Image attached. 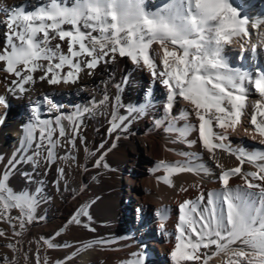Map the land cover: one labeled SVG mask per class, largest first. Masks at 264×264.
I'll return each instance as SVG.
<instances>
[{
	"label": "snow or ice",
	"instance_id": "1",
	"mask_svg": "<svg viewBox=\"0 0 264 264\" xmlns=\"http://www.w3.org/2000/svg\"><path fill=\"white\" fill-rule=\"evenodd\" d=\"M5 14L7 19L2 21L6 25L5 40L0 49V62L5 66L0 70L14 77L10 83L5 78L9 95L15 97L26 93L27 86L37 79L52 86L75 84L81 72L87 70L86 74L92 76L102 63H114L117 57H128L133 64L149 70L167 92L164 115L156 121L157 126L167 121L166 132H178L182 142L189 147L196 141L187 137L196 131L202 148L211 159L216 160L220 151L239 161L240 166L222 169L218 177L222 190L208 193L206 203L201 194L195 200L180 204L178 235L174 250L170 252L173 264L200 262L202 256L203 264H208L212 257L202 253L201 249L212 246L217 253L230 254L227 264L244 261L246 264H264V183L255 182H264V148L246 150L224 143L227 132L234 131L245 115L249 85H254L255 92L264 98V73L256 77L241 67L231 66L224 54L225 47L233 43L234 38L249 35L247 16L240 18L237 8L229 0H168L155 11L146 10L144 0H72L71 4L68 0H47L32 11L26 12L21 6L6 9ZM65 25L70 27L66 30ZM53 40L58 41L54 46L51 45ZM64 42H67L66 52L62 50ZM235 42L244 48L241 40ZM153 44L159 48L153 49ZM252 51L255 53V47ZM156 57L161 58L162 68L158 69ZM37 72L41 73L39 77L34 75ZM115 87L119 90L121 85ZM177 97L193 106L192 113L199 121L198 125H176L179 118L187 119L190 115L188 110L173 114ZM43 99L52 108L57 107L48 96ZM109 99L104 94L100 101L93 102L92 107L67 117L68 127L59 117L54 121L41 119L38 109H34L32 119L36 123L29 122L21 141L20 152L24 153L25 148L31 151L24 160L31 162L34 170L43 164L45 174L48 166L58 160L75 163L76 140L79 138L83 143L85 139L81 135L79 117L108 104ZM114 101L112 107L116 108L119 95ZM150 104L147 100L144 106L128 108L127 114L119 117L113 113L112 129L126 132L131 120L144 115ZM0 106H8L6 97L0 96ZM258 117L264 118L261 100L254 103L250 122L262 137L260 144L264 145V119L258 120ZM214 123L224 131L216 132ZM61 140L67 150L58 155L55 150L61 146ZM180 155L188 157L187 153ZM197 159L199 157L193 155L183 164L162 162L160 167L167 173L163 182L172 186L170 177L184 172L209 174L207 167L194 163ZM245 163L256 170L244 171ZM15 165L16 161L10 160L8 171ZM94 166L100 167L99 159ZM217 167L222 166L217 164ZM8 171L0 174V222L13 229V236H20L26 223L42 219L34 215L41 189L36 188L34 193H15L7 183ZM58 175L64 177V167L58 168ZM238 175L242 177L243 185L229 187L230 180ZM27 179L31 181V177ZM14 209H19L21 216L12 217L10 211ZM81 217L91 219L86 208H81L71 222L81 225ZM16 221H19L20 230H17ZM3 236L5 232L0 229V237ZM49 239L44 238L45 242ZM236 244L240 247H232ZM47 246L59 247L52 243ZM8 247L14 252L17 250L13 244ZM133 256L135 259L127 264H145L142 254L134 253Z\"/></svg>",
	"mask_w": 264,
	"mask_h": 264
},
{
	"label": "bare ground",
	"instance_id": "2",
	"mask_svg": "<svg viewBox=\"0 0 264 264\" xmlns=\"http://www.w3.org/2000/svg\"><path fill=\"white\" fill-rule=\"evenodd\" d=\"M46 3L47 0H0V49L5 40L6 25L2 22L7 19L5 10L22 6L27 12ZM68 3L71 4L72 0H68ZM166 3L168 0H144V7L155 11ZM69 27L65 25L66 30ZM236 39L231 43L234 48L237 47ZM57 42L53 40L51 45L54 46ZM66 45L67 42L62 45L65 52ZM152 47L159 48L156 44ZM4 66L0 62V69ZM86 73L87 70L81 72L75 84L61 83L52 86L37 79L34 84L27 86L26 93L13 97L6 90L8 84L5 78L10 83L14 77L0 70V96L6 97L8 104L7 107L0 106V174L8 171L10 160L16 161L15 167L8 171V186L17 194L22 191L34 193L36 188H40V202L34 215L42 217L25 225V238L33 240L30 244L23 238L19 239V236H13V229L7 223L0 222V229L5 232V236L0 237V264L15 257L22 259L30 248L31 259H34L35 264H45V254L51 255V264H127L129 260L135 259L134 253L142 254L145 264H173L170 252L174 250L175 237L178 235L180 204L185 200H195L201 194L206 203L208 193L222 190L218 179L222 169L240 166L239 161L220 151L217 152L216 160L211 159L210 154L202 148L196 131L187 137L188 140L196 141L189 147L182 142L178 132H166L168 126L160 128L164 121L157 126L156 121L164 115L163 104L166 102L167 92L158 80L153 79L149 70L133 64L130 58L117 57L114 63H102L95 69L94 75L88 76ZM34 75L39 77L41 73ZM117 84L121 85L119 90L115 87ZM253 89L254 85H249L247 105L252 106L251 115L254 103L257 100L264 102V98ZM104 94L110 98L108 104L79 117L82 121L81 135L85 139L83 143L79 138L76 140L77 149L73 150L77 158L75 163L58 160L48 166L45 174L43 164L34 170L33 164L24 160V156L31 155V151L25 148L24 153H21V141L29 122L36 123L32 119L34 109H38L41 119L54 121L59 117L68 127L67 117L76 116L85 107H92L93 102L100 101ZM116 95L120 97L119 106L113 108ZM45 96L52 99L57 107L49 106L43 99ZM147 100L151 104L145 114L131 120L126 132L119 128L112 129L113 113L117 117L126 115L128 108L144 106ZM183 103L187 102L177 97L173 114L188 110L190 115L187 119L179 118L175 121L176 125H198L199 121L192 113L193 106ZM250 126L254 130L251 122ZM236 127L240 128L239 125ZM213 128L218 133L224 131L215 123ZM232 132H227L225 144L230 143ZM36 135L38 137L39 133ZM60 144L55 150L58 155L67 150L62 146L63 140ZM232 147L252 149L243 141ZM180 153H187L188 157H199L194 163L207 167L209 174H173L170 177L173 185L165 184L163 181L167 173L160 164L186 163L188 157ZM98 159L100 167H95ZM217 164L222 167H217ZM59 167H64V177L58 175ZM243 170L256 169L245 163ZM25 174L31 177V181ZM243 183L242 177L238 175L230 180L229 187L235 188ZM81 208L87 209L91 219L81 217V225L73 223L75 232L62 236L60 245L55 250L41 249L51 243L50 239L56 236L57 230L71 221ZM10 215L21 216V212L14 209L10 211ZM15 223L17 230H20L19 221ZM44 238L50 239L45 242ZM9 244L15 245L19 251H12ZM201 252L212 257L208 264L215 259L218 261L212 264H227L230 258V254L217 253L215 246L201 249ZM203 259L202 256L200 262L185 264H203ZM242 264H246V261Z\"/></svg>",
	"mask_w": 264,
	"mask_h": 264
},
{
	"label": "rangeland",
	"instance_id": "3",
	"mask_svg": "<svg viewBox=\"0 0 264 264\" xmlns=\"http://www.w3.org/2000/svg\"><path fill=\"white\" fill-rule=\"evenodd\" d=\"M229 2L237 8L238 12L240 13V18H243L245 16L248 17L247 29L249 35L247 37L237 38L243 42V49L241 48L240 43H237L236 48L232 47L233 45L229 44L226 46L224 54L229 58L230 65L234 67H241L243 70H247L254 76L258 77L259 74L264 73V0H229ZM257 24H259L258 27ZM254 47L255 53H253L252 51ZM238 49L241 50L242 53H238ZM156 63L158 65V69L162 68L160 57H156ZM253 90L255 91V89ZM183 104L187 105L188 103ZM251 110L252 106H248L246 108L245 115L242 117L241 123L239 124L240 128L235 129L231 133L229 140L231 145H238L241 143V141H243L245 144H247L248 147H251L252 149L264 148V145L260 144V140L262 139V137H260L258 133L254 132L253 128L250 126V116L252 113ZM1 113L2 109L0 108V116ZM167 126L168 122L164 121L162 125H160V128L164 129ZM65 226L57 230V233H59V235H57L56 233V236L50 239L52 244L56 243L55 245H60L59 240L62 238V236L75 232V228L71 221H67ZM23 230H20L22 231L23 236L20 235L19 239L23 238L25 239V242L27 244H30V242H32L33 240L25 238V231ZM60 233H62V235ZM56 248L57 247L49 248L47 245L45 247H41V249H45L47 251L55 250ZM31 250L32 248L27 251V254H25L22 259L19 257H15L13 260L7 259L2 264H35L34 259H31ZM17 251H19V249H17ZM217 261L218 259H215L212 262L214 263ZM51 262V255L45 254L44 263L51 264ZM212 262L209 264H212Z\"/></svg>",
	"mask_w": 264,
	"mask_h": 264
}]
</instances>
